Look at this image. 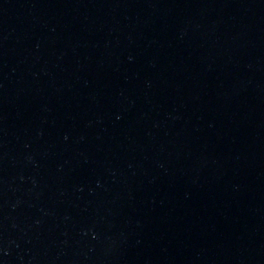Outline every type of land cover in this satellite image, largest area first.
Returning a JSON list of instances; mask_svg holds the SVG:
<instances>
[{"label":"water","instance_id":"95a60500","mask_svg":"<svg viewBox=\"0 0 264 264\" xmlns=\"http://www.w3.org/2000/svg\"><path fill=\"white\" fill-rule=\"evenodd\" d=\"M0 264H264V0H0Z\"/></svg>","mask_w":264,"mask_h":264}]
</instances>
